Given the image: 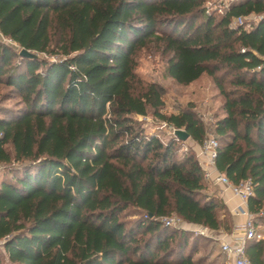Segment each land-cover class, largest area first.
<instances>
[{"label":"trees","instance_id":"1","mask_svg":"<svg viewBox=\"0 0 264 264\" xmlns=\"http://www.w3.org/2000/svg\"><path fill=\"white\" fill-rule=\"evenodd\" d=\"M0 0V264H213L190 231L163 216L228 233L191 150L146 133L137 117L207 135L192 104L165 113L163 89L135 72L150 44L163 74H203L221 99L215 167L249 179L246 208L264 226V0ZM256 16L248 27L237 17ZM20 49L32 57L18 55ZM42 55V56H38ZM1 102V103H2ZM264 264V238L246 242Z\"/></svg>","mask_w":264,"mask_h":264},{"label":"rangeland","instance_id":"2","mask_svg":"<svg viewBox=\"0 0 264 264\" xmlns=\"http://www.w3.org/2000/svg\"><path fill=\"white\" fill-rule=\"evenodd\" d=\"M232 0H210L208 9L216 14H219V10H223L226 5ZM256 19V16L250 15L246 17V23H252ZM1 42L10 45L14 49L18 47L7 39L0 36ZM42 56V55H38ZM166 56L161 54L157 47L150 44L136 52L135 55V72L136 74L145 81H153L160 85L163 89V100L165 113H170L174 111L177 107L183 106L187 103L193 105L194 110L198 114L202 123L207 129V133H211L210 129L215 118L221 115L219 106L221 104V99L217 95V91L212 87V83L206 75H202L196 81L188 85H178L174 83L170 78L163 74V67L165 63ZM5 88L0 87V96L5 92ZM0 100V104L7 106H14L15 99ZM142 123V128L146 133H159L160 139L163 141L168 137V133L164 129L158 128L156 125V120L152 119L150 116L145 118L137 117ZM196 143L191 141L189 138L184 140L179 145V152L183 150H191L195 154ZM193 227L188 224H183V227L178 229H183L190 231L194 236L197 237V254L195 257L204 256L208 252L215 255L216 258L223 262L224 258L219 252L217 246L218 237L224 233L222 231H209L204 235L194 233ZM3 264H9L6 259H3Z\"/></svg>","mask_w":264,"mask_h":264},{"label":"built area","instance_id":"3","mask_svg":"<svg viewBox=\"0 0 264 264\" xmlns=\"http://www.w3.org/2000/svg\"><path fill=\"white\" fill-rule=\"evenodd\" d=\"M209 1L205 3L207 12L209 11ZM227 6V5H226ZM225 6V8H226ZM222 10H219L221 12ZM246 17H237L230 23L231 26L243 25L245 28L249 26V23L245 22ZM256 20V19H255ZM145 118V117H142ZM156 125L160 129H164L168 134L173 135V128L168 126L163 121H156ZM174 136V135H173ZM217 140L211 133H207L204 139L198 144V155L201 157V162H198L202 171V178L207 182L214 184H220L224 188L230 190V192L236 196L240 202L246 208L247 198L252 194V186L249 179H243L237 183L230 182L224 174L219 172L215 167ZM245 215V221L241 224H235L231 227L228 233H225L224 237H221L218 242L220 253L226 258H231V264H249L245 257L244 250L246 242L248 240L262 239V233L257 229V224L254 222L255 216H260L263 211H259L257 214H251L247 208L241 211ZM160 222L164 226L173 228L183 227L185 224L176 215L163 216L160 218ZM207 229L198 226L194 229V233L204 235L207 233Z\"/></svg>","mask_w":264,"mask_h":264},{"label":"crops","instance_id":"4","mask_svg":"<svg viewBox=\"0 0 264 264\" xmlns=\"http://www.w3.org/2000/svg\"><path fill=\"white\" fill-rule=\"evenodd\" d=\"M194 149H195V156H196L197 161L201 162L202 159L198 155V144L196 145V148ZM205 183H206L208 192L220 198L222 203L224 204V207L229 215L231 227L234 226L235 224H241L242 222L245 221V215L242 214L241 211L245 210L246 208L245 206H243L240 200L230 192V190H228L227 188H224L220 184H214L212 182H207V181H205ZM191 226H194L193 229L198 228V226H195V225H191ZM257 229L262 233L263 235L262 238H264V226L257 224ZM224 235L225 233H222L218 237L217 246H218L219 239L221 237H224ZM204 256L206 257L207 261H211L213 262V264H231V258L226 259L223 255H222L224 258L223 262L220 261V259L216 258L215 255L211 252H208Z\"/></svg>","mask_w":264,"mask_h":264},{"label":"water","instance_id":"5","mask_svg":"<svg viewBox=\"0 0 264 264\" xmlns=\"http://www.w3.org/2000/svg\"><path fill=\"white\" fill-rule=\"evenodd\" d=\"M18 55L23 56V57H32L33 54L25 49H20L18 51ZM173 135L181 141H184L188 138L187 134L183 129H174L173 130Z\"/></svg>","mask_w":264,"mask_h":264}]
</instances>
